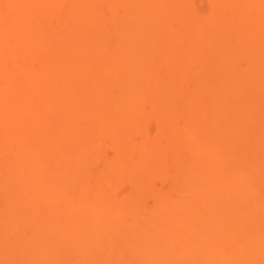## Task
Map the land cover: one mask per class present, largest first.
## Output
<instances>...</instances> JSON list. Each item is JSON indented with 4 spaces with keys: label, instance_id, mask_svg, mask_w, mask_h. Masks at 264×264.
<instances>
[{
    "label": "bare ground",
    "instance_id": "1",
    "mask_svg": "<svg viewBox=\"0 0 264 264\" xmlns=\"http://www.w3.org/2000/svg\"><path fill=\"white\" fill-rule=\"evenodd\" d=\"M203 2L0 0L2 264H264V0Z\"/></svg>",
    "mask_w": 264,
    "mask_h": 264
},
{
    "label": "rangeland",
    "instance_id": "2",
    "mask_svg": "<svg viewBox=\"0 0 264 264\" xmlns=\"http://www.w3.org/2000/svg\"><path fill=\"white\" fill-rule=\"evenodd\" d=\"M197 1H198V2H197ZM196 2H197V3H196ZM195 4H196L197 7L199 6L200 8H202V9H200V10H205V3L203 2V0H200V1H199V0H195ZM200 5H201V6H200ZM106 148H107V149H106ZM109 148H110V145H107V144H106V146L102 149V151H103V152L106 151L105 153H107V151H108V153L111 154V152H112V151H111L112 147H111L110 149H109ZM86 162H87V161H86ZM86 162H85V163H86ZM89 164H90V163H89ZM89 164L87 163L88 166H87L86 164H84V165H86V166H85L86 168H89V166H90V168H92V166L89 165ZM93 168H94V166H93ZM167 172H168V171L165 170L164 172L160 173V175L156 176V177L151 181V183L149 184V185H150V192H151V186H152V184H153V185L155 184L154 186H152V188H153L154 190H153V192H151V193L149 192V194H150L149 196H150V197H148L147 194H146L147 196H144L145 198L148 197L149 199H148V198L145 199V198L143 197L144 200H145V201H144V200L142 199L144 203H146V201H148L146 204H150V203L153 201L152 197H154V194L158 191V189H159V190H163V189L165 190V189H167L168 186H170L169 183H170V180H171V179L168 177V173H167ZM166 173H167V174H166ZM162 174H163V175H162ZM166 175H167V176H166ZM165 176H166V177H165ZM156 178H157V179H156ZM160 178H161V179H160ZM161 183H162V184H161ZM166 184H167V186H166ZM161 185H162L163 189H162ZM155 186H156V187H155ZM155 188H157V189H155ZM156 190H157V191H156ZM164 190H163V191H164ZM155 191H156V192H155ZM161 192H162V191H161ZM162 193H163V192H162ZM142 196H143V195H142ZM151 196H152V197H151ZM147 199H148V200H147ZM100 236H101V235H100ZM4 251H5V250H4ZM4 251H3V248L0 247V264H2L1 258L5 256V252H4ZM3 254H4V255H3ZM86 264H93V263H90V262H89V263H86Z\"/></svg>",
    "mask_w": 264,
    "mask_h": 264
}]
</instances>
